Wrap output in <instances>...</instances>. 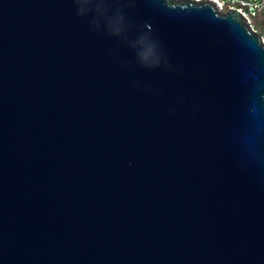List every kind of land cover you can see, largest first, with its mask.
Wrapping results in <instances>:
<instances>
[{"label":"water","instance_id":"obj_1","mask_svg":"<svg viewBox=\"0 0 264 264\" xmlns=\"http://www.w3.org/2000/svg\"><path fill=\"white\" fill-rule=\"evenodd\" d=\"M0 264H264V36L241 10L0 0Z\"/></svg>","mask_w":264,"mask_h":264},{"label":"built area","instance_id":"obj_2","mask_svg":"<svg viewBox=\"0 0 264 264\" xmlns=\"http://www.w3.org/2000/svg\"><path fill=\"white\" fill-rule=\"evenodd\" d=\"M216 1L223 10H229L234 8L241 10L251 24L252 22L250 18L264 10V0H216Z\"/></svg>","mask_w":264,"mask_h":264},{"label":"rangeland","instance_id":"obj_3","mask_svg":"<svg viewBox=\"0 0 264 264\" xmlns=\"http://www.w3.org/2000/svg\"><path fill=\"white\" fill-rule=\"evenodd\" d=\"M252 24L255 26L256 29L261 31L264 36V11H262L259 16H253L250 18Z\"/></svg>","mask_w":264,"mask_h":264},{"label":"clouds","instance_id":"obj_4","mask_svg":"<svg viewBox=\"0 0 264 264\" xmlns=\"http://www.w3.org/2000/svg\"><path fill=\"white\" fill-rule=\"evenodd\" d=\"M152 55H153V52H152V49L151 48H148V49L145 50V53H144V58L145 59H148Z\"/></svg>","mask_w":264,"mask_h":264},{"label":"crops","instance_id":"obj_5","mask_svg":"<svg viewBox=\"0 0 264 264\" xmlns=\"http://www.w3.org/2000/svg\"><path fill=\"white\" fill-rule=\"evenodd\" d=\"M263 11H264V10H263ZM261 12H262V11H261ZM261 12L257 13L255 16H256V17L259 16V14H260Z\"/></svg>","mask_w":264,"mask_h":264},{"label":"flooded vegetation","instance_id":"obj_6","mask_svg":"<svg viewBox=\"0 0 264 264\" xmlns=\"http://www.w3.org/2000/svg\"><path fill=\"white\" fill-rule=\"evenodd\" d=\"M261 32V31H260Z\"/></svg>","mask_w":264,"mask_h":264}]
</instances>
